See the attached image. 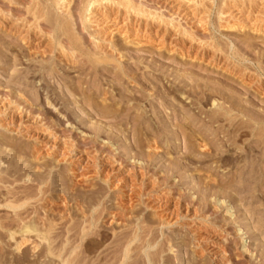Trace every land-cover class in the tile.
<instances>
[{
    "label": "rangeland",
    "instance_id": "374dc122",
    "mask_svg": "<svg viewBox=\"0 0 264 264\" xmlns=\"http://www.w3.org/2000/svg\"><path fill=\"white\" fill-rule=\"evenodd\" d=\"M0 2V136L7 138L0 171L11 174L12 190L43 182L45 191L15 216L0 188V264H76L78 256L82 264H115L116 235L138 222L165 224L159 241L174 239L163 253L172 264H264V0ZM39 21L48 28L63 23L64 30L42 35L35 32ZM55 33L74 45L75 58L68 47L53 50ZM15 92L40 114L15 105ZM208 178L218 187L204 186ZM206 201L228 203L231 216L213 213ZM92 206L102 219L78 240L81 215ZM23 223L37 233H19ZM233 227L243 235L227 237L250 244L251 255L239 259L225 246ZM47 228V240L40 239ZM212 242L224 258L212 259Z\"/></svg>",
    "mask_w": 264,
    "mask_h": 264
},
{
    "label": "bare ground",
    "instance_id": "6f19581e",
    "mask_svg": "<svg viewBox=\"0 0 264 264\" xmlns=\"http://www.w3.org/2000/svg\"><path fill=\"white\" fill-rule=\"evenodd\" d=\"M4 1V0H3ZM6 1V0H5ZM20 1L21 0H19V3H20ZM45 1V0H44ZM63 1V0H62ZM90 1V0H89ZM117 1H119V0H117ZM54 2V1H53ZM65 2V1H64ZM106 2H107V0H106ZM1 3V2H0ZM14 4L15 5V3H12L11 1H9L8 3H7V5L8 4ZM16 3H18V1L16 2ZM30 3V2H29ZM55 3V2H54ZM59 3V2H58ZM93 3H95V2H90L88 5H93ZM42 4V3H41ZM14 5H12V6H14ZM28 5V4H27ZM32 5V4H31ZM61 5V4H60ZM66 5V4H65ZM121 5H122V3H121ZM16 6V5H15ZM19 6H20V4H19ZM26 6V5H25ZM38 6H40L41 7V5H37V9L39 10V8H38ZM86 6V5H85ZM129 6H130V4H129ZM23 7V6H22ZM65 7V6H64ZM67 7V9L65 8V11H67V13H66V16H67V19L69 20V23H71L72 24V26H75L76 25V19L74 18V16H73V14H72V12L70 11V7H69V5H67L66 6ZM89 7V6H88ZM87 7V8H88ZM3 8H4V6H3ZM2 8V9H3ZM8 8V7H7ZM13 8V7H12ZM30 8V7H29ZM31 8H32V6H31ZM1 9V8H0ZM5 9V8H4ZM45 9V8H44ZM71 10H73V9H71ZM90 10V9H89ZM20 11V10H19ZM39 11H42V9L41 10H39ZM44 11V10H43ZM74 11V10H73ZM23 12V11H22ZM35 13L36 12H38V11H34ZM45 12V11H44ZM43 12V13H44ZM90 12V11H89ZM4 13H5V11H4ZM43 13H39V14H43ZM74 13V12H73ZM24 14V13H23ZM18 16V15H17ZM50 16H51V14H50ZM65 16V15H64ZM85 16V15H84ZM38 17V16H37ZM45 17H46V14H45ZM76 17V16H75ZM86 17V16H85ZM42 18V17H41ZM50 18V17H49ZM57 18V17H56ZM66 18V17H65ZM1 19V18H0ZM28 20H29V17L27 18ZM42 19H44V16H43V18ZM42 19H40V20H42ZM63 19V18H62ZM34 20H36V18H34ZM59 20V19H58ZM61 20V19H60ZM89 20V19H88ZM47 21V19H45V22ZM51 21V20H50ZM56 21V20H55ZM64 21H66V20H64ZM27 22V21H26ZM46 23H48V21L46 22ZM52 23V22H51ZM65 23H67V22H65ZM22 24V23H21ZM25 25V24H24ZM63 23H58V24H55V25H53V26H51V27H46V26H44L42 23H40V21H39V23H36L34 26H35V29H36V31L35 32H37V33H41L42 35H47V34H49L50 33V30H54V28H55V26H57V28L60 30L61 29V32H62V29H63ZM7 26V25H6ZM65 26V25H64ZM28 27H29V24H28ZM67 27H69V24H68V26ZM8 28V27H7ZM33 28V27H32ZM57 28H55L56 30H57ZM68 29V28H67ZM72 29H74L73 27H72ZM64 30V29H63ZM66 30V29H65ZM70 30V29H69ZM55 31V30H54ZM33 32V31H32ZM52 32V31H51ZM53 33V32H52ZM27 34V33H26ZM30 35H31V33H30ZM54 35V34H53ZM58 35H59V33H58ZM58 35H56V33H55V36H57V40H55L56 42H55V46H53V50H55V49H57V50H59L60 52H62V53H64L65 52V48H67L68 47V49L70 50V51H72L71 53V55H70V57H71V59H73V58H75L76 57V55L74 54V52H73V49H74V45L72 46V43L71 42H69V41H67V40H64V39H60V37L58 36ZM54 38V37H53ZM62 38V37H61ZM54 43V42H53ZM48 49V48H47ZM68 49H67V51H68ZM56 52V51H55ZM227 53V52H226ZM68 55V54H67ZM96 60V59H95ZM41 64V63H40ZM92 64H93V62H92ZM46 68V67H45ZM52 69V68H51ZM264 69V68H263ZM20 80V79H19ZM25 83V82H24ZM13 94H15V95H13V96H15V98H19V100H17L16 102H15V105H17V106H19L20 108H21V106H22V109H24L25 110V112L26 113H33V109L32 108H34V107H30L27 103L24 105V103H25V101H24V98H23V100H22V98L20 97V95L18 94V93H13ZM85 95V94H84ZM89 97V96H88ZM88 99V98H87ZM86 99V100H87ZM90 99V98H89ZM15 101V100H14ZM8 103V102H7ZM17 103V104H16ZM214 103V102H213ZM217 103V102H216ZM23 104V105H22ZM235 105V104H234ZM239 106V105H238ZM242 107V106H241ZM239 108V107H238ZM243 108H244V106H243ZM34 109H37L36 111H34V112H37L38 111V108H34ZM247 109V108H246ZM254 111V110H253ZM225 112V111H224ZM38 114H40L39 113V111L37 112ZM36 113V114H37ZM87 113V112H86ZM227 113H228V111H227ZM227 113H225V114H227ZM247 113V112H246ZM246 113H245V111H242L241 110V112H239V114H243V115H245L246 116ZM35 114V113H34ZM37 114V115H38ZM217 114V113H216ZM224 114V113H223ZM222 113L220 114V115H223ZM224 114V115H225ZM249 114V113H248ZM90 115V114H89ZM223 115V116H224ZM252 115V114H251ZM84 116V115H83ZM208 116V115H207ZM217 116H218V114H217ZM248 116V115H247ZM249 116H250V114H249ZM257 116V115H256ZM34 117V116H33ZM213 117H215V116H213ZM219 117V116H218ZM35 118V117H34ZM226 118V117H225ZM42 120V119H41ZM45 120V119H44ZM213 120H214V118H213ZM50 122H52V121H50ZM48 126V125H47ZM50 127V126H49ZM54 127V126H53ZM56 127V126H55ZM112 127V126H111ZM52 128V127H51ZM54 129V128H53ZM98 129V128H97ZM97 129H96V131H97ZM101 129V128H100ZM13 130V129H12ZM36 132V131H35ZM50 132V131H49ZM48 132V133H49ZM47 133V134H48ZM99 133V132H98ZM148 133V132H147ZM53 134V133H52ZM52 134H51V132L49 133V136H52ZM27 136V135H26ZM33 136V135H32ZM56 136V135H55ZM60 136H61V134H60ZM0 137H2V138H0V159H2V154L4 153V152H6L5 150H2L3 148H2V144H4L5 143V140H7V138H5L4 136H0ZM48 137V136H47ZM57 137H58V135H57ZM62 137V136H61ZM53 139V138H52ZM58 139V138H57ZM80 139V138H79ZM174 140L176 141V137L174 138ZM173 140V141H174ZM9 143V142H8ZM7 143V144H8ZM174 143V142H173ZM10 144H12V143H10ZM100 145V144H99ZM11 146V145H10ZM12 147V146H11ZM53 147V146H52ZM17 148V147H16ZM16 148H14L13 147V149H16ZM4 149H7V148H4ZM11 149V148H10ZM33 149V148H32ZM150 149V148H149ZM251 150V149H250ZM254 150V149H253ZM13 151V150H12ZM18 151V150H17ZM25 151V150H24ZM104 151V150H103ZM10 152V151H9ZM8 152V153H9ZM219 152V151H218ZM18 153V152H17ZM214 153V152H213ZM262 153V152H261ZM249 154V153H248ZM256 154H257V152H256ZM189 156V155H188ZM261 155L259 154V156H257L258 158L260 157ZM254 157V156H253ZM78 158V157H77ZM185 159V158H184ZM224 159V158H223ZM254 159V158H253ZM256 159V158H255ZM4 160V159H3ZM186 160V159H185ZM77 161V160H76ZM175 161V160H174ZM178 161V160H177ZM257 161V160H256ZM9 162V161H8ZM16 162V161H15ZM14 162V163H15ZM179 162V161H178ZM233 162V161H232ZM240 162V161H239ZM250 162V161H249ZM12 163V162H11ZM17 163V162H16ZM177 163V162H176ZM186 163V162H185ZM251 163H253V162H251ZM250 163V164H251ZM255 163V162H254ZM10 164V163H9ZM20 164V163H19ZM3 165V164H2ZM12 165V164H11ZM14 165V164H13ZM16 165V164H15ZM77 165V164H76ZM86 165V164H85ZM142 165V164H141ZM175 165V164H174ZM186 165V164H185ZM233 164H231V166H232ZM24 166V165H23ZM81 166H82V164H81ZM84 166V165H83ZM87 166V165H86ZM137 166V165H136ZM176 166V165H175ZM237 166V165H236ZM246 166V165H245ZM10 167H12V166H10ZM20 167V166H19ZM39 167V166H38ZM77 167H80V164L78 163V166ZM85 167V166H84ZM170 166H168V168H169ZM252 167V166H251ZM248 167L249 169H252L251 170V175H250V177L252 176V177H254V175H256V173L258 172H256V170H254L255 169V167ZM83 168V167H82ZM82 168H80V169H82ZM132 168H133V166H132ZM146 168V167H145ZM144 169V168H143ZM232 169V168H231ZM237 169H239V168H237ZM136 170V169H135ZM248 170V169H247ZM14 171V170H13ZM16 171H18V170H16ZM171 171H173V170H171ZM236 171V170H235ZM139 172V171H138ZM169 172V171H168ZM239 172H241V171H239ZM248 172V173H249ZM144 173H145V171H144ZM148 173V172H147ZM146 173V174H147ZM29 174V173H28ZM168 174V173H167ZM9 175H11V174H9V173H6V174H2V172L0 171V188H5V194H2V195H5V197L3 198V199H1V200H3V205L5 206V207H7V208H9L12 212H14L13 214H15V216H19L20 215V213L19 212H17V211H19V210H17L18 208H20V207H22L23 205H24V203L26 204L27 202H28V198H32V196H37V195H39V194H41L42 196L44 195L43 193L45 192L43 189H44V187H42L43 185H41L42 183H40V184H38V185H36V186H33V187H29L28 186V188H24L23 190H18V191H15L14 189V191L12 190V185H11V187H10V184H11V181H10V179H9ZM36 175H38V174H36ZM158 175V174H157ZM248 175V174H247ZM137 176V175H136ZM142 176H145V174L143 175V173H142ZM148 176V175H147ZM236 176V175H235ZM16 177V176H15ZM27 177V176H26ZM33 177H34V174H33ZM153 177V176H152ZM208 177V176H207ZM213 177H214V175H213ZM212 177V178H213ZM232 177V176H231ZM237 177V176H236ZM235 177V178H236ZM23 178V177H22ZM129 178V177H128ZM151 178V177H150ZM155 178V177H154ZM157 178V177H156ZM165 178V177H164ZM212 178L210 177V179L212 180ZM29 179V178H28ZM40 179V178H39ZM159 179H161V181H162V177L161 178H159ZM158 179V180H159ZM198 179H199V177H198ZM209 178L207 179V180H205V182H201L204 186H208L207 188L208 189H211L210 187L212 186V185H214V183L212 184H209V182H208V180H210ZM247 179V178H246ZM17 180V179H16ZM152 180V179H151ZM156 180V179H155ZM210 180V181H211ZM214 180V179H213ZM232 180V179H231ZM237 180V179H236ZM239 180V179H238ZM252 180V179H251ZM24 181V180H23ZM31 181V180H30ZM164 181V180H163ZM162 181V182H163ZM198 181V180H197ZM207 181V182H206ZM223 181V180H222ZM222 181H221V183H222ZM229 181V180H228ZM243 182H245V180H242ZM247 181V180H246ZM249 181V180H248ZM35 182V181H34ZM37 182V181H36ZM155 182V181H154ZM217 182V181H216ZM215 182V183H216ZM224 182V181H223ZM158 183H161V182H158ZM217 183H219V182H217ZM226 183V182H225ZM228 183H231V182H228ZM247 183H249V182H247ZM29 184V183H28ZM154 183H152V188L153 187H155V185H153ZM156 184H157V182H156ZM195 184H197V183H195ZM220 184V183H219ZM227 184V183H226ZM241 184V183H240ZM245 184V183H244ZM244 184H242V185H244ZM251 184V183H250ZM27 185V184H26ZM31 185V184H30ZM34 185V184H33ZM149 185V184H148ZM200 185V184H199ZM215 185H217V184H215ZM214 185V186H215ZM221 185V184H220ZM236 185V184H235ZM247 185V184H246ZM245 185V186H246ZM248 186V185H247ZM251 186V185H250ZM249 186V187H250ZM17 187H18V185H17ZM195 187V186H194ZM193 187V188H194ZM213 187V186H212ZM217 187H218V185H217ZM235 187V186H234ZM237 187H239V186H237ZM242 187V186H241ZM241 187L239 188V189H237V191H238V193L240 192V190H241ZM248 187V188H249ZM19 188V187H18ZM47 188V187H46ZM64 188V187H63ZM67 187L65 186V189H66ZM129 188H131V187H129ZM150 188V187H149ZM219 188H224V187H219ZM226 188V187H225ZM218 189V188H217ZM242 189H244V188H242ZM17 190V189H16ZM47 190V189H46ZM236 190V189H235ZM248 189H246V191H247ZM4 191V190H3ZM200 191V190H199ZM215 191V190H214ZM217 191V190H216ZM222 191V190H221ZM243 191V190H242ZM245 191V192H246ZM252 191H254V190H252ZM1 192V191H0ZM148 192V191H147ZM154 192V191H153ZM223 192V191H222ZM232 192V191H231ZM251 192V191H250ZM170 193V192H169ZM180 193V192H179ZM214 193V192H213ZM212 193V194H213ZM230 193V192H229ZM244 193V192H243ZM248 193V192H247ZM64 194V193H63ZM66 194V193H65ZM178 194V193H177ZM200 194V193H199ZM209 194V193H208ZM215 194V193H214ZM220 194V193H219ZM225 194H226V192H225ZM228 194V193H227ZM221 195H223V194H221ZM238 195V194H237ZM46 196V195H45ZM149 197H150V199L149 200H153V201H156V203L159 201V199L160 198H158V196L157 195H155V194H151V195H148ZM203 196V195H202ZM206 196V195H205ZM209 196V195H208ZM226 196V195H225ZM1 197V196H0ZM16 197L17 198V200H21V199H24L23 201H22V203L21 202H19V204L17 203L16 204V202H15V200L16 199H14V198ZM22 197V198H21ZM58 197V196H57ZM61 197V196H60ZM77 197V196H76ZM80 197V196H79ZM177 197V196H176ZM179 197V196H178ZM181 197V196H180ZM201 197V196H200ZM223 197V196H222ZM19 198V199H18ZM34 198V197H33ZM64 198V197H63ZM72 198V197H71ZM97 198V197H96ZM99 198V197H98ZM202 198V197H201ZM221 198V197H220ZM227 198V197H226ZM233 198V197H232ZM234 198H235V196H234ZM47 199V198H46ZM73 199V198H72ZM84 199V198H83ZM100 199V198H99ZM182 199V198H181ZM70 200V199H69ZM91 200H92V198H91ZM205 200H206V198H205ZM218 200V199H217ZM223 200V199H222ZM82 201V200H81ZM89 201V200H88ZM143 201V200H142ZM152 201V202H153ZM219 201V200H218ZM218 201H214V203H209L208 201H206V203L208 204H210L211 205V208L210 209H212V211H213V213L214 212H216V213H218V211L220 212V213H223V217H226L227 216V214L229 215V216H231V213H230V210H231V207L229 206V204L228 203H225L224 201L222 202H220V203H218ZM77 202H79V201H77ZM85 202H86V200H85ZM90 202H92V201H90ZM90 202H89V204H90ZM177 202H179V201H177ZM43 203V202H42ZM45 203V202H44ZM96 203V202H95ZM98 203V202H97ZM96 203V204H97ZM108 203V202H107ZM106 203V204H107ZM154 203V202H153ZM161 203V202H160ZM189 203H190V201H189ZM197 203H198V201H197ZM205 203V204H206ZM75 204V203H74ZM96 204H93V202H92V205H96ZM163 204V203H162ZM187 204H188V202H187ZM194 204V203H193ZM206 204V205H207ZM213 204V205H212ZM47 205V204H46ZM45 205V206H46ZM77 205V204H76ZM159 205V204H158ZM85 206V205H84ZM87 206H89V205H87ZM147 206V205H146ZM208 207H209V205H207ZM77 207V206H76ZM38 208V207H37ZM89 208H90V206H89ZM21 209V208H20ZM30 209V208H29ZM102 209H104V207L102 208ZM102 209H100V210H102ZM130 209V208H129ZM27 210V209H26ZM51 210V209H50ZM84 210V209H83ZM86 210V209H85ZM98 209L95 207V206H92V208H91V210H90V213L86 216V217H84V216H82L83 215V213H82V215H81V217H82V220L79 222V223H81L80 224V231H79V234L78 233H76L77 235V237H78V240H81L83 237H85L86 236V234H87V231H89V229H91L92 227H94V225H95V222L98 220V219H100L101 218V215H102V213H99V212H96L95 213V211H97ZM104 210H106V209H104ZM169 210V209H168ZM176 210H177V208H176ZM186 210V209H185ZM193 210H195V209H193ZM199 210V209H198ZM7 211V210H6ZM47 211V210H46ZM82 211V210H81ZM80 211V212H81ZM88 211H89V209H88ZM99 211V210H98ZM106 211H109V210H106ZM166 211V210H165ZM210 211V210H209ZM17 212V213H16ZM26 212V211H25ZM48 212H49V210H48ZM52 212V211H51ZM170 212V211H169ZM173 210L171 211V213H170V215H173ZM99 213V214H98ZM107 213H109V212H107ZM128 213H130V212H128ZM137 213V212H136ZM167 213V212H166ZM178 213V211H176L175 212V214H176V216H174L175 217V219H177V217L178 218H181V217H183V216H181V217H179V215L177 214ZM194 213H196V212H194ZM197 213H198V211H197ZM211 213V212H210ZM43 214V213H42ZM52 214V213H51ZM110 214V213H109ZM127 214V213H126ZM113 215V214H112ZM111 215V216H112ZM121 215V214H120ZM131 215V214H130ZM129 215V216H130ZM135 215H137V214H135ZM182 215V214H181ZM196 215V214H195ZM6 216V215H5ZM46 216V215H45ZM114 216V215H113ZM116 216V215H115ZM155 216V215H154ZM167 216V215H166ZM13 217V216H12ZM103 217V216H102ZM128 217V216H127ZM132 217V216H131ZM170 217V216H169ZM136 218V217H135ZM160 218V217H159ZM39 219V218H38ZM52 219V218H51ZM81 219V218H80ZM102 219V218H101ZM119 219V218H118ZM117 219V220H118ZM167 219V218H166ZM175 219H173L174 221H175ZM244 219V218H243ZM247 219V218H246ZM78 220V219H77ZM183 220V219H182ZM16 221V220H15ZM36 221V220H35ZM144 221V220H143ZM156 221V220H155ZM154 221V222H155ZM157 221H158V218H157ZM12 222V221H11ZM20 222H22V220L20 221ZM44 222V221H43ZM148 222V221H147ZM162 222H164V221H162ZM172 222V221H171ZM181 222V221H180ZM183 222V221H182ZM259 222V221H258ZM3 223V222H2ZM15 223V222H14ZM78 223V224H79ZM87 224V225H83V224ZM143 223H145V222H143ZM149 223V222H148ZM151 223H153V222H151ZM159 223V226L157 225ZM157 224H155V225H157V227H152V225L151 226H149L148 224V226H145L144 224H141V223H137V224H135V225H133L134 227H130L129 229L130 230H128V231H126V229L129 227H127L126 229H124V231L123 232H120V234H117L116 235V239L118 240V242H117V246H115V247H113V248H116V249H113V252H114V255L112 256V258L114 259V260H116V263L115 264H161V262L163 261V259H164V262L162 263V264H172L173 262V260H171V259H169L168 257L167 258H164L163 257V253H164V251L167 249V250H171V248L173 247V241L172 240H174L173 238H171V235H169L170 237H163L162 238V241H159V237L161 236V234H162V231H160L159 232V228H160V226H162L164 223H160V222H158ZM169 223V222H168ZM168 223H166V224H168ZM37 225V224H36ZM44 225V224H43ZM81 225H83L82 227H81ZM122 225V224H121ZM124 225V224H123ZM154 225V226H155ZM165 225V224H164ZM173 225V224H172ZM183 225V224H182ZM5 226V225H4ZM3 226V224H1L0 223V228H2V227H4ZM52 226V225H51ZM50 226V227H51ZM98 226V225H97ZM244 226V225H243ZM45 227V226H44ZM48 227H49V224H48ZM49 227V228H50ZM71 227V226H70ZM121 227V226H120ZM123 227V226H122ZM250 227H251V225H250ZM46 228V227H45ZM44 228V229H45ZM49 228H47V230H45V232H39L38 234H37V236L40 238V239H43V240H45V238H46V235H47V233H50L51 231V229H49ZM86 228H87V230H86ZM123 228H125V227H123ZM222 228V227H221ZM68 229V228H67ZM161 229V228H160ZM252 229V228H251ZM121 230H122V228H121ZM233 231H230V230H228V231H230V232H228L227 231V234H225V236H226V238H223L224 239V243H225V246L228 248V249H230V247H232V249L236 252H234L233 254H234V257H239V259H241L242 258V256H243V254L245 253V252H248V253H250V255H251V250H250V244H246L245 243V241H239V242H233V240H230L227 236L228 235H230V236H235L237 239H239V237L241 236V234L243 235V233H240V235H239V232H240V228H235V227H233V229H232ZM243 230V229H242ZM37 228H36V226H34V225H30V224H25V223H23L21 226H20V228H19V230H18V232L20 233V232H23V233H28V232H36L37 233ZM224 231V230H223ZM249 231V230H248ZM7 232V231H6ZM69 232V231H68ZM78 232V231H77ZM246 232V231H245ZM253 232V231H252ZM14 233V232H13ZM13 233H10L9 235H10V238H14V235H13ZM224 233H226V231H224ZM248 233V232H247ZM171 234V233H170ZM174 234V233H173ZM258 234V233H257ZM255 235V234H254ZM53 236H55V235H53ZM69 236V235H68ZM216 237V236H215ZM26 236H24L23 237V235L22 236H20V237H18V239L19 240H17L16 242H15V248H20L21 246H22V244L26 241ZM115 238V237H114ZM113 238V239H114ZM209 238V237H208ZM261 238V237H260ZM28 239V238H27ZM51 239V238H50ZM55 239V238H54ZM69 239V238H68ZM77 239V238H76ZM222 239V240H223ZM46 240H47V238H46ZM49 240V239H48ZM78 240H76V241H78ZM205 240V239H204ZM220 240H221V238H220ZM258 240V239H257ZM52 241V240H51ZM51 241H50V243H51ZM54 241V240H53ZM59 241V240H58ZM63 241V240H62ZM87 241V240H86ZM111 241H113V240H111ZM218 241V240H217ZM263 241H264V239H263ZM170 242H172L170 245H169V243ZM59 243V242H58ZM57 243V244H58ZM223 243V244H224ZM264 243V242H263ZM115 245H116V242L114 243ZM261 244V243H260ZM46 245V244H45ZM56 245V244H55ZM59 246H61V245H59ZM85 246V245H84ZM205 246V245H204ZM211 246H212V248H211ZM211 246H208V247H204L205 249H210L211 248V250H214V252H212V253H217V254H215L216 256H213V254H212V259H216V258H218V257H225L226 256V251H223L222 249H221V246H220V244L218 245V243L217 242H212V244H211ZM261 246V245H260ZM79 246L78 245H76V249L78 248ZM54 248V247H53ZM62 248L63 247H61L59 250H58V255L57 256H60V251L62 250ZM112 248V247H111ZM203 248V249H204ZM223 248V247H222ZM242 248V249H241ZM261 248H263V247H261ZM55 249H56V247H55ZM227 249V250H228ZM241 249V250H240ZM264 249V248H263ZM112 250V249H111ZM115 250V251H114ZM48 251H49V253H51V254H54V250L53 249H51V248H48ZM56 251V250H55ZM66 251H67V249H66ZM76 251H78V250H76ZM203 251V250H202ZM206 251V250H205ZM263 251V250H262ZM111 253V252H110ZM228 253V252H227ZM77 254V253H76ZM231 254V253H230ZM110 256H111V254H110ZM165 256V255H164ZM231 256V255H230ZM229 256V257H230ZM79 257V256H78ZM78 257H76V264H82V260H79L78 259ZM228 257V256H227ZM84 258V257H83ZM223 258H221V259H223ZM196 259V258H195ZM219 259V258H218ZM84 260V259H83ZM204 260V259H203ZM191 261V260H190ZM190 261L189 262H187V264H191L190 263ZM193 261V260H192ZM227 261V260H226ZM63 262L66 264V260H63ZM88 262V261H87ZM115 262V261H114ZM207 262V261H206ZM206 262H201L200 260H198L197 262H195L194 264H207ZM213 263V261L212 262H210L209 264H212ZM68 264V263H67ZM112 264H113V260H112ZM218 264V263H217ZM223 264V263H222ZM228 264V263H227ZM233 264H242V262H240V261H234V263Z\"/></svg>",
    "mask_w": 264,
    "mask_h": 264
}]
</instances>
